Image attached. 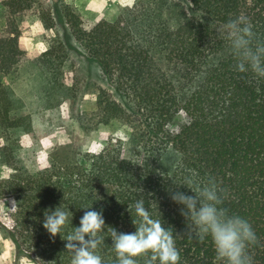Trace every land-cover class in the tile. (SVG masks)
<instances>
[{
    "label": "trees",
    "instance_id": "obj_1",
    "mask_svg": "<svg viewBox=\"0 0 264 264\" xmlns=\"http://www.w3.org/2000/svg\"><path fill=\"white\" fill-rule=\"evenodd\" d=\"M188 1L191 15L176 28L163 7L148 5L127 8L115 21H101L87 31L80 15L65 8L73 36L119 97L101 91L104 124L120 119L132 135L128 147L110 139L99 152L86 154L85 164L51 165L33 173L15 167L8 179L0 180V197L14 201L6 231L35 264H71L67 241L43 227L46 210L63 203L72 211L64 238L79 226L88 207L102 210L107 226L131 233L137 218L129 206L140 199L173 232L180 264H222L211 237L197 238L181 213L183 206L171 198L174 192L195 195L184 185L189 177L216 181L220 207L247 220L256 233V242L247 247L252 264H264V78L237 70L225 29L230 20L244 17L253 26L254 44L264 43V0ZM34 2L3 3L2 126L11 124L14 108L4 76L27 64L52 84L63 73L61 44L33 57L21 43L19 20ZM180 112L190 121L174 134L167 127ZM110 231L98 249L104 264L116 259ZM138 264L145 262L140 259Z\"/></svg>",
    "mask_w": 264,
    "mask_h": 264
},
{
    "label": "rangeland",
    "instance_id": "obj_2",
    "mask_svg": "<svg viewBox=\"0 0 264 264\" xmlns=\"http://www.w3.org/2000/svg\"><path fill=\"white\" fill-rule=\"evenodd\" d=\"M4 1L0 0V30L7 25ZM148 5L163 7L172 28L191 15L188 0H35L23 14L20 40L27 52L38 57L61 44L63 73L52 84L27 64L4 76V84L13 92L14 108L11 124L0 125V180L8 179L15 167L33 173L51 165L85 164V155L99 152L110 139L122 140L128 147L131 128L120 119L104 124L99 106L102 90L113 99L119 97L73 36L64 10H75L89 31L101 21H115L127 8ZM189 121L180 112L167 128L176 134ZM13 206L10 197H0V264H35L6 231L7 213Z\"/></svg>",
    "mask_w": 264,
    "mask_h": 264
},
{
    "label": "clouds",
    "instance_id": "obj_3",
    "mask_svg": "<svg viewBox=\"0 0 264 264\" xmlns=\"http://www.w3.org/2000/svg\"><path fill=\"white\" fill-rule=\"evenodd\" d=\"M226 38L232 54L237 59V70L251 72L264 78V43L254 44L253 26L244 17L230 20L226 25ZM195 195L174 192L171 198L182 205L181 213L200 240L211 237L216 259L222 264H252L247 254V247L257 240L251 224L238 215H230L220 207L221 189L213 178L199 182L191 177L185 184ZM129 206V205H128ZM136 230L131 233L118 232L105 223L103 211L92 207L80 218L78 227L68 232L65 227L73 213L63 203L54 210L45 212L43 227L55 237L60 235L67 241L65 247L71 251V264H104L98 249L105 242V233L110 228L111 246L115 252V264H138L143 259L145 264H180V253L176 247L173 232L159 219H154L145 207L142 199L134 205ZM132 216V214H131Z\"/></svg>",
    "mask_w": 264,
    "mask_h": 264
}]
</instances>
